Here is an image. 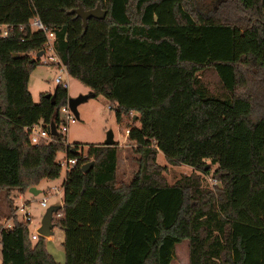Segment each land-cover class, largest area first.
Wrapping results in <instances>:
<instances>
[{
    "label": "trees",
    "instance_id": "16d2710c",
    "mask_svg": "<svg viewBox=\"0 0 264 264\" xmlns=\"http://www.w3.org/2000/svg\"><path fill=\"white\" fill-rule=\"evenodd\" d=\"M219 3L220 13L205 15L198 0H0V24L13 26L0 37L8 217L15 194L59 177V153L78 157L60 135L33 146L24 131L58 127L68 99L57 86L50 98L30 100L28 77L42 65L32 55L45 37L25 26L26 14L55 34L67 75L110 103L137 156L127 183L117 179L118 144L89 146L67 173L52 221L64 233L65 264H171L185 241L188 264H264V107L256 109L264 103V0ZM97 5L106 17L86 29L70 13ZM159 153L193 172L167 184ZM206 177L216 185L205 186ZM29 226L16 217L11 229L0 226V264H58L45 238L30 240Z\"/></svg>",
    "mask_w": 264,
    "mask_h": 264
},
{
    "label": "rangeland",
    "instance_id": "374dc122",
    "mask_svg": "<svg viewBox=\"0 0 264 264\" xmlns=\"http://www.w3.org/2000/svg\"><path fill=\"white\" fill-rule=\"evenodd\" d=\"M220 1V0H219ZM218 0H198V8L205 15H212L215 13H220V3L217 4ZM218 5V8L216 7ZM220 8V10H219ZM168 15L166 19H168ZM58 75L55 67L52 65H38L34 71L28 77V94L30 100L34 104H38L40 100V95H54L57 91V85L54 83L53 79ZM62 78L68 81V91L71 93L72 97H77L80 95H88L90 93L89 88L85 87L78 81L70 78L67 74H62ZM256 109L260 111L264 107V103L260 100L256 103ZM110 103L103 97L99 96L96 98H90L86 102L80 104L77 107V112L79 114L78 119H74L73 122L68 124V132L66 134L67 142L71 145L77 146L78 151L83 154H87L89 146L100 145L106 140L109 132L113 134V139L115 144H118L119 151L117 155V179L118 181L127 183L133 176L134 172L137 170V165L134 162L137 158L131 146L125 144L126 141V131H120L115 120L114 112L109 109ZM64 158L63 153L57 155V159L61 160ZM157 163L163 167H166V172L164 173L165 180L167 184L171 185L176 180L180 179L182 176L190 175L193 170L186 165L171 166L169 165L162 153L157 156ZM214 167L211 168V171ZM67 173L65 170H61L59 177L55 180H43L38 185L37 190L40 194L37 196L31 195L28 191L22 197L20 194H15L13 196V205L16 209L17 206L21 205V202H27V211L31 216V223L29 226L30 231L34 232L36 229L40 228L41 222L46 214L47 209L52 206H60L63 201V192L56 194V189L61 191L64 181L66 180ZM205 186L211 188L216 185L213 184V180L210 177H206ZM42 198L47 200V208H42L39 204ZM8 209L7 204L0 200V223L5 220L10 219L7 215ZM15 213V211H14ZM20 215V214H19ZM13 216V215H12ZM10 221V220H9ZM51 238L58 241L61 233L57 228L52 230ZM50 240H47L49 244ZM175 259L171 264H188V243L185 241L178 246L175 250ZM1 262V256H0Z\"/></svg>",
    "mask_w": 264,
    "mask_h": 264
},
{
    "label": "built area",
    "instance_id": "2783aa9c",
    "mask_svg": "<svg viewBox=\"0 0 264 264\" xmlns=\"http://www.w3.org/2000/svg\"><path fill=\"white\" fill-rule=\"evenodd\" d=\"M25 26H28L30 28V32H41L45 37V42L42 45V55L37 56L36 54H33V59H38L39 62L44 65H52L55 67L56 71L58 72V75L53 79L54 83L57 86H60L63 89H68V81L64 78H62V74H67L65 68L63 67L59 57L57 56L55 52V34L46 26L42 25L38 16L34 13H29L25 15ZM13 30V26L9 24H0V37L6 38L8 37L10 31ZM60 113L62 115L63 122L57 127V126H50L47 124H44L42 122H39L37 124H34L32 126L26 127L24 129L25 133L28 136V140L30 144L33 146L39 145L41 142L44 143H51L55 142L56 136H62L64 137V141L62 143L66 148H74L73 145L69 144L66 139V134L68 132V124L70 122H73L75 117L71 110L69 109L68 104L66 103L65 106H63L60 109ZM132 115V114H130ZM126 134H128V131H126ZM64 154V158L61 160H56L59 167L62 170H65L66 173L70 172L72 169H74L78 163V160L86 159L87 154H83L82 152H79L77 150L78 157L74 158H68V156ZM213 184H216L215 181H213ZM62 189V188H61ZM56 194L60 193L58 189H56ZM19 199L22 200V195L19 197ZM40 206L42 208H47V200L46 198H42L39 202ZM28 203L21 202V205L17 206L15 209V213L10 219L5 220L3 223H0V226L3 229H11L12 228V218L16 217L19 222L30 224L32 219L27 211ZM20 214V215H19ZM56 214L57 217H60L59 213H53ZM10 220V221H9ZM39 229V228H38ZM38 229H36L34 232L30 234V240L36 241L38 238Z\"/></svg>",
    "mask_w": 264,
    "mask_h": 264
},
{
    "label": "water",
    "instance_id": "95a60500",
    "mask_svg": "<svg viewBox=\"0 0 264 264\" xmlns=\"http://www.w3.org/2000/svg\"><path fill=\"white\" fill-rule=\"evenodd\" d=\"M70 13L76 15V17L81 19L84 29H86L87 21L89 19L103 20L106 17V12L102 10L99 5H97L95 9L88 10V11H85L82 7L79 6L77 9L70 11ZM41 55H42V52L37 53L38 57ZM45 97L50 98V95L47 94ZM90 98H92V95L89 93L88 95H80L77 97H70L67 99V104L69 106V109L73 113L75 119L79 118L77 107L80 104L89 100ZM51 102L54 103L53 98H51ZM103 145L106 147L115 146L113 134L111 132L108 133L106 140L103 142ZM71 152L74 153L75 149H71ZM92 166H93V163H87L81 167V171L83 173H87L92 168ZM28 192L33 196H37L38 194H40V191L34 187L29 188ZM56 210H57L56 207H50L49 209H47L46 214L41 222V226L37 231L40 237L47 238L52 235V230L54 229V224L52 223L53 213H55Z\"/></svg>",
    "mask_w": 264,
    "mask_h": 264
},
{
    "label": "crops",
    "instance_id": "0c3cea01",
    "mask_svg": "<svg viewBox=\"0 0 264 264\" xmlns=\"http://www.w3.org/2000/svg\"><path fill=\"white\" fill-rule=\"evenodd\" d=\"M69 86V85H68ZM67 94H68V98L72 97L71 93L68 91L67 89ZM37 189V188H36ZM63 191H60V194ZM24 195H22L23 197ZM63 202V201H62ZM55 207V206H52ZM62 205L57 206L56 208H61ZM59 232L61 233V236L59 237L58 241L53 240L50 237L45 238L46 239V249L47 252L54 258V260L58 263V264H65V255H64V250L62 247L63 244V240H64V233L63 231H61L60 229H58ZM32 233V231H31ZM53 233V232H52ZM47 240H50L49 244L47 243Z\"/></svg>",
    "mask_w": 264,
    "mask_h": 264
}]
</instances>
